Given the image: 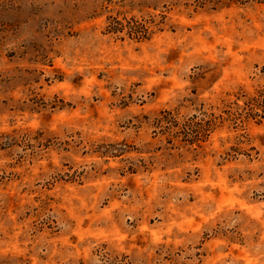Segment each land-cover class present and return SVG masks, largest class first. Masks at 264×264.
<instances>
[{"label":"rangeland","instance_id":"374dc122","mask_svg":"<svg viewBox=\"0 0 264 264\" xmlns=\"http://www.w3.org/2000/svg\"><path fill=\"white\" fill-rule=\"evenodd\" d=\"M263 88L264 0H0V264H264Z\"/></svg>","mask_w":264,"mask_h":264},{"label":"trees","instance_id":"16d2710c","mask_svg":"<svg viewBox=\"0 0 264 264\" xmlns=\"http://www.w3.org/2000/svg\"><path fill=\"white\" fill-rule=\"evenodd\" d=\"M139 27V26H138ZM135 25H124L117 20H113V23H109L107 27L108 33H122L124 30L129 32L130 36L135 39H145L146 31L140 29L141 27ZM236 114L240 115L244 113L245 118L261 117L264 119V88L259 90L254 96L246 98L243 102V106L236 107ZM240 111L241 113H237ZM211 122L207 123V127L210 126ZM206 131L208 129H205Z\"/></svg>","mask_w":264,"mask_h":264}]
</instances>
